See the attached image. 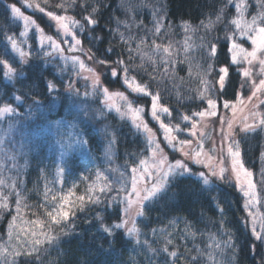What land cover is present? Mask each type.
Segmentation results:
<instances>
[{"label":"snow or ice","instance_id":"6c2138e0","mask_svg":"<svg viewBox=\"0 0 264 264\" xmlns=\"http://www.w3.org/2000/svg\"><path fill=\"white\" fill-rule=\"evenodd\" d=\"M23 2L27 8L44 14L54 23L59 39L45 35L44 29L15 4L7 6L11 13L10 19L23 22V31L19 36L26 38L29 32L34 30L37 43L33 47L28 44L27 39L21 42L15 34H8L7 27L0 26V32L11 50L9 52L7 46L0 50V70L2 76L12 84L10 92L0 87V219L5 213L11 214V204L14 203L15 206V215H11L8 222V239L4 244H0V264H45L44 258L48 255V248L43 245H51L55 238L41 230L50 225H57L61 226V234L68 235L75 230V221L73 219L71 224L67 222L75 217L76 211L84 212L86 209H100L95 211L91 219L85 221L88 224H92L93 220L98 223L99 236L94 235V241L103 239L111 245L117 232H121L122 236L130 238L126 243H132L147 253L144 257L145 264H157L160 259L163 264H178L184 259L189 260L190 264H224V259L227 264H239L238 257L243 247L237 243L239 237L235 236L231 228L225 226L229 222L226 220L227 212L223 201L212 195L222 183L233 189L238 188L242 193L244 201L241 210L246 215L239 218L237 231H247L246 242L249 251L259 256L257 264H264V212L259 211L257 207L259 205L264 208V167L255 174L254 181L253 171L245 167L241 147V141L251 140L257 133L264 139V111L261 110L264 106V0H251V3L249 0H219L221 6H217V0H213L208 6L209 12L205 13V20H201L199 25L193 27L188 21H181L178 25L184 34L183 43L179 47L171 40L172 23L165 0H157L158 6L148 0H125L122 10L126 19L110 16L104 25L107 29L105 35L93 33L97 32L109 0H67V4L61 2L56 5L62 14L46 11L45 7L34 0ZM43 3L47 5L48 0H43ZM253 4L256 10L250 19H246L245 15ZM228 7L235 9V18L227 17ZM69 8L74 10L80 19L67 15ZM146 8L151 9V28L143 19H139ZM200 29L204 30L203 35L200 34ZM217 30L223 35L216 34ZM190 34L195 35L198 40L194 48ZM81 37L87 38L93 47L96 43L105 41L107 46L103 49L97 48L96 52H93L91 47L84 48ZM45 41L48 42V50L45 49ZM245 42H250V47H245ZM62 44L67 45V51L72 55L61 58L65 65L70 62L76 66L75 77L68 76L66 80L49 79L42 71H25L26 68L33 69L41 60L48 63L53 50L63 53L65 49ZM26 48L28 50H25ZM143 48L151 49L158 59L147 56L142 52ZM181 50L183 57H180ZM97 52H100L99 56ZM77 53L103 69L96 72L94 67H87L91 75L85 79L90 81L91 87L83 92L76 87L75 80L80 78L81 71L86 66ZM220 54L224 55L225 60L220 59ZM137 58L140 60L139 64L136 63ZM177 59L189 65V77L193 75L192 62L197 61V87L193 90L195 95L186 99L200 101L197 104L200 110L192 111L190 115L179 113L178 110L179 122L173 123L172 110L160 103V93L153 90L151 84L157 82V75L163 78L165 73H169V68ZM145 61L152 68V72L145 68ZM60 71L63 72L64 68L61 67ZM141 72L149 77L148 83L142 82L143 77L140 81L137 80V75ZM105 75L110 83L120 82L130 94L150 98V116L158 123L164 147H161L148 123L141 118L144 107H134L133 102L129 101L123 92L110 91L102 81V76ZM17 84L19 87H16ZM41 85L43 95L52 103L60 100L63 88L71 106L78 108L74 121L47 119L45 105L39 99L41 93L38 89ZM101 96L102 107L93 112L91 119L103 120L106 118L105 113L113 109L121 118L130 116L136 132L145 138L144 151L129 152L127 155L135 159L131 163L126 161L122 166L123 170L110 167L107 170L108 175L100 169L95 170L92 173L95 179L91 183H88L90 176H81L80 179L86 186L84 195L76 194L75 183L67 194H54L47 183L45 168L48 166L40 168L41 178L45 181V203L36 207L44 208L46 219L41 220L37 216V219L26 222L36 231L25 232L30 239L18 245L11 244L13 239L19 241L20 234L24 231L17 230L16 221L22 210L29 207L23 194L26 191L24 174L30 166L29 157L38 147L37 140L48 134L56 138L60 159L55 162L53 176L55 182L61 185L62 192L63 178L66 173L71 172L67 157L74 150L84 148L88 144L80 124L89 119L91 103L99 100ZM117 98L125 102L124 111L121 105L116 103ZM179 100L180 95L177 92V102ZM29 101L31 103H28ZM237 104L241 105L240 111L251 105L248 109L249 115L240 119L239 133L235 123ZM24 106L26 111L22 113L20 108ZM229 111L231 118L221 116L217 121L221 134L219 150L213 143L212 147L205 151L204 145L211 137L198 129V125L205 118L216 117L218 112ZM162 116L168 118L167 123ZM28 121L37 124V130L31 134L26 128ZM103 132L107 140L105 153L111 163V152L117 140L116 130L105 126ZM184 132L195 138V148L192 147L193 139L180 138V134ZM237 135L240 136L239 139L236 138ZM165 147L172 149V159H169ZM261 147L260 159L264 161V145ZM177 152L180 158L176 157ZM226 160L230 162L228 166L225 165ZM40 163L43 164V160ZM113 172L116 175L110 178ZM126 176L130 179H126ZM205 196L215 205L220 217L217 222L219 238L210 233L206 248L195 249L197 255L185 256L180 252L169 238L171 233H168L167 229H152L153 237L158 234L164 237L158 247L154 248L147 238L141 239V236L147 234L137 226L138 217L147 219L146 213L154 211L155 206L167 204L169 201L175 202L178 197L199 203ZM105 213H109V220L114 218L115 222L106 223ZM96 247L99 251L104 250L103 245L99 243ZM170 247L173 250L170 251ZM82 264H94V261H83Z\"/></svg>","mask_w":264,"mask_h":264},{"label":"trees","instance_id":"16d2710c","mask_svg":"<svg viewBox=\"0 0 264 264\" xmlns=\"http://www.w3.org/2000/svg\"><path fill=\"white\" fill-rule=\"evenodd\" d=\"M29 2H33V0H29ZM34 2L40 3L42 7H45L46 11H54L57 14L62 13L56 5L61 2L67 4V0H48L47 5L43 3V0H34ZM124 2L125 0H109L108 8L103 11L100 25L97 28V32L93 33V35H105L107 29L104 28V25L110 16L118 17L121 20L126 19L122 10V3ZM148 2L157 3V0H148ZM165 2L167 4L168 16L172 23L171 40L176 47H179V45L183 43L184 34L178 25L181 21H188L193 27L199 25L201 20H205V13L209 12L208 6L212 4L213 0H165ZM249 2L251 3V0H249ZM11 4H15L25 15L30 16L35 20L37 24L44 29L45 34L52 35L54 38L57 37L55 25L49 21L44 14L38 11L31 12L25 9L24 7L26 5L23 0H0V26L7 27L8 34H15L17 39H19V33L23 31V28L20 25H16L14 21L10 19L11 13L7 6ZM217 6H221L219 0H217ZM255 10L256 6L253 4L252 8L249 9V13L245 15V18L250 19L251 14H253ZM226 11L229 19L236 17L234 8L228 7ZM66 14L69 16H75L76 19H80V16L71 8L68 9ZM139 19H143L145 24L151 28V9H144ZM109 27H112V25H109ZM121 31H123V28H121ZM203 32L204 30L200 29L201 35H203ZM216 34L223 35L219 30H217ZM81 38L83 39L84 48L87 49L91 47L93 52H96L97 48L103 49L107 46V42L105 41L103 43H96L95 47H93L87 38ZM157 42L159 43L160 41ZM197 43L198 40L196 36L191 35L192 47L194 48ZM247 43L248 42H245V44ZM5 46H7L8 51L10 52V46L7 45L3 33L0 32V50H3ZM33 47H35V45H33ZM142 52L146 53L147 56H152L153 59H158L153 55L151 49L143 48ZM96 54L99 56L100 52H97ZM82 57L88 67H94L98 72L103 71L99 65L88 61L84 55H82ZM180 57H183L182 50L180 51ZM220 59L225 60L223 54H220ZM136 63H140L139 58H137ZM196 63L197 61L193 60V75L192 77H189V65L181 59H177L169 68L170 75L169 73H165L163 78L160 75H157L156 80L158 83L152 82L151 84L153 90L159 91L161 104L169 107L172 112L176 114H178V110L179 113L187 115H190L192 111L200 110L197 108V104L200 103V101H190L186 99V97L190 95H195L193 90L197 87L195 75L197 71ZM144 66L149 72H152V68L149 67L147 61H145ZM61 67L64 68L63 72L60 71ZM25 71H42L49 79L63 78L66 80L68 76H73L70 72H68L67 76H64L65 72L69 71V68L53 58H49L48 63L41 60L33 69L30 70L26 68ZM160 71L163 72V69ZM153 75H156V73H153ZM141 77H143V83L149 82V77L143 72L137 75V80L140 81ZM102 78L104 85L108 87L110 91L125 88L118 81L110 83L106 75ZM30 82L31 81H29V83ZM0 87H4L6 92L12 90V84L2 76V70H0ZM16 87H19V84H17ZM38 91L41 93L39 99H41L45 105L44 112L47 114V119L49 121L63 119L72 122L76 119L78 108L71 106V101L67 98V94L62 90L60 100L56 103H52L49 98H46L43 95L44 90L42 85ZM177 92L180 95L179 102H177ZM132 99L138 106L141 105L147 109L150 107V98L148 97H137L133 95ZM28 103H31V101ZM102 104V96L99 100L91 103L89 119L80 124L85 138L88 140V144L86 145L88 153L81 152L67 157L71 172L66 173L63 178L62 192L61 185L55 182L53 176L55 162L60 159V150L55 143L56 138L55 136L48 134L37 140L38 147L29 157L30 166L24 174V188L26 191H24L23 194L29 207L22 210L17 221H23L26 223L37 219V216H39L41 220L46 219L44 208L36 207L37 205L45 203L43 198L45 181L41 178V173L39 171V169L45 167V165L48 166L45 168L47 173V183L54 194H57L58 196L67 194L72 184L75 183L77 185L75 189L76 194L84 195L86 186L85 183L81 181V176H90L88 183H91V181L95 179L92 175L95 170L100 169L101 171H104L106 175H108L107 170L110 167L121 168V170H123L122 166L126 161L131 163V161L135 159V157L127 155L129 152H142L145 140H143L142 134L136 132L129 121L119 118L112 112H106V118L103 120L91 119L93 112L99 111ZM20 111L22 113L25 112L26 106L21 107ZM105 126H110L112 130H116L117 140L116 145L111 152V163L105 153V148L107 147V140L103 132ZM26 128L28 133L31 134L37 130V124L28 121ZM236 138L239 139L240 136L237 135ZM262 145H264V139H262L258 133L255 134L254 138L251 140L241 141L245 167L253 171L254 181L256 179L255 174H258L260 168L264 167V161L260 159ZM41 160H43V164L40 163ZM115 175L116 173L113 172L110 178ZM257 191H259V186ZM212 195L218 196L223 201V206L227 212L226 220L229 222L225 226L231 228L235 233V236L239 237L237 243L239 246L243 247V251L238 257L239 264H257L259 256L251 253L247 247V231H237L239 218L246 215V213L241 210L244 201L242 193L238 188L233 189L229 185L222 183L212 192ZM72 199L75 202V197ZM14 207V203L11 204V214L5 213L3 218L0 219V244H4L8 239L7 227L11 215H15ZM257 207L259 208V211L264 212V208H260L259 205ZM49 210H51V208H49ZM99 210L100 209L89 211L86 209L84 212L76 211L75 217L67 222L68 224H71L73 219L75 221V230L69 232L68 235L61 234V226L57 225H50L41 230L48 236L55 238L51 245H43V247L48 248V255L44 258L45 264H82L83 261H94V264H133V261H135V264H145L144 257L147 253L132 243H126L130 238L126 235L122 236L121 232H117L116 239L111 245L105 243L103 239L99 241L93 240L94 235L99 236V232L97 231L98 223L95 220L92 221V224H88L85 221L91 219V217L95 215V211ZM114 210L115 209L113 208L112 211ZM146 215L147 219L141 217L137 220V226L143 233L147 234L146 236H141V239L143 240L147 238L154 248L160 246L164 237L161 234L153 237L151 235L152 229H167V232L171 233L169 238L173 240V244L180 252L184 253L185 256L197 255L195 251L196 248L205 249L209 243L208 235L210 233L216 234L217 238H219L217 222L220 217L215 209V205L207 196L203 197L199 203L178 197L175 202L169 201L167 204L155 206L154 211L146 213ZM105 218L106 223L110 224L111 222H115L114 218L111 221L109 220V213H105ZM66 231L68 230L66 229ZM192 233H195V235H192ZM97 243L103 245V251L97 250ZM185 249H187V251H185ZM169 250L171 251L173 248L170 247ZM224 255L226 257L227 252H225ZM217 258L223 259L221 257ZM157 264H163V260H158ZM178 264H190V261L184 259L179 261ZM224 264H227L226 259H224Z\"/></svg>","mask_w":264,"mask_h":264},{"label":"rangeland","instance_id":"374dc122","mask_svg":"<svg viewBox=\"0 0 264 264\" xmlns=\"http://www.w3.org/2000/svg\"><path fill=\"white\" fill-rule=\"evenodd\" d=\"M24 8L27 9V10H29V11H31V12H37V11H33L32 9L27 8L26 6ZM14 23L16 25L17 24L20 25L23 28V22L21 20H15ZM45 35H47V34H45ZM24 39H27L28 44H31L32 46L33 45L36 46L37 41H36V38H35V35H34V30H31L26 38L25 37H20L18 40L21 41V42H23ZM55 39H59V36L57 35V37H55ZM22 46H23V44H22ZM244 46L245 47H250V42H248ZM62 47L65 49V51L63 53H59V52H56V51L53 50L52 51V56L50 58H53L55 60H58L63 65H65V62H64V60L61 57L62 56H71L72 53H69L67 51V45L62 44ZM45 49L48 50V42L47 41H45ZM25 50H28V49L26 48ZM77 55H80V58L82 60H84L83 57H82V54L77 53ZM84 62H85V60H84ZM85 66H86L85 69L81 71L80 78L75 80L76 87H78L81 91L90 90V87H91L90 81L85 79V77H88V76L91 75L87 71V67L88 66H87L86 62H85ZM65 67H68L69 68V71L65 72L64 76H67L68 72H70V74H72L73 77H75V68H76V66L75 65H72L69 62L67 65H65ZM96 72H98V71H96ZM61 90L63 91V89H61ZM114 91L123 92L125 95L128 96L129 101H132L133 102V106L134 107H137L138 106V105H136V103L132 99V96L133 95L134 96H137L136 94H130L129 91L126 90V88H124V89H117V90H114ZM137 97H147V96H137ZM116 103L119 104V105H121L122 111L125 110V107H124L125 106V102L123 100H120L119 98H117L116 99ZM139 106H141V105H139ZM236 107H237V113H236V122L235 123H236V131H237V133H239L240 119L243 116L249 115L248 109L251 107V105H248L247 107H245L243 109V111H240L241 105L237 104ZM144 109H145L144 112L141 113V118L145 122L148 123V125L152 129L153 133H155L157 140L161 143V147H164L163 136L161 134V130L159 129L158 123L156 121H154L151 118V116H150V107L148 109L144 107ZM261 110L264 111V106H262ZM111 112L114 113L115 115H117L119 118H121L120 114L117 113V112H115L114 109ZM172 116L174 118L173 119V123L179 122V120H178V114L172 112ZM221 116H225V118L228 119V118H231L232 114H231L230 111L227 112V113H225V112H218V115L216 117L205 118V120L201 121V123L198 125V129L202 130L207 136H210L211 137V140L210 141H207L205 143V145H204L205 151H207L210 147H212L213 143H215V145L217 147V150H219V146H220V135L221 134L219 132V124L217 123V121L219 120V118ZM161 118L164 120V122H166V123L168 122V118L166 116H162ZM121 119L127 120V121H129L132 124L131 117L130 116H125V117H123ZM182 127H183V125H182ZM197 134L199 135V131H198ZM180 138H183V139H193L194 140V143H193L192 147L193 148L196 147L195 138L189 136L187 132L181 133L180 134ZM143 140H145L144 136H143ZM142 149H143L142 150V152H143L144 151V147ZM87 151H88V148L85 146L84 148H78V149L74 150L70 155L79 154L81 152H87ZM165 152L169 154V159H172V149L165 147ZM148 155H150V152L148 153ZM175 155H176L177 158H180V154L178 152L175 153ZM229 164H230V162L226 160L225 161V165L228 166ZM195 167H199V166H195ZM126 179H130V177L128 178L126 176ZM233 179H234V177H233ZM139 218H141V217H138L137 220ZM16 225L18 226V229L17 230L23 229L24 231L21 232V234H20V240L19 241L13 239L10 242L13 245H18L21 242H23L24 240H28V239L31 238L30 236L25 235V232H27L29 230L36 231V229L33 228L32 225H30L29 223H25L23 221H16Z\"/></svg>","mask_w":264,"mask_h":264}]
</instances>
